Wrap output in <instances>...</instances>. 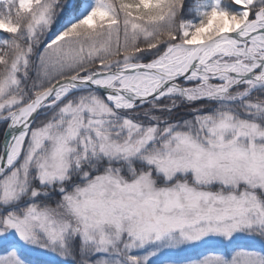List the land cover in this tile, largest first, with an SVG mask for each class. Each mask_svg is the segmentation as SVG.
I'll use <instances>...</instances> for the list:
<instances>
[{
  "label": "snow or ice",
  "instance_id": "1",
  "mask_svg": "<svg viewBox=\"0 0 264 264\" xmlns=\"http://www.w3.org/2000/svg\"><path fill=\"white\" fill-rule=\"evenodd\" d=\"M0 264H264V0H0Z\"/></svg>",
  "mask_w": 264,
  "mask_h": 264
},
{
  "label": "rangeland",
  "instance_id": "2",
  "mask_svg": "<svg viewBox=\"0 0 264 264\" xmlns=\"http://www.w3.org/2000/svg\"><path fill=\"white\" fill-rule=\"evenodd\" d=\"M2 134H3V129L0 128V137H2Z\"/></svg>",
  "mask_w": 264,
  "mask_h": 264
}]
</instances>
